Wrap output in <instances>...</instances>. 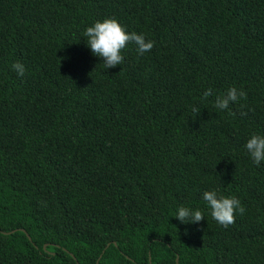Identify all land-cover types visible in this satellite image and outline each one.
I'll list each match as a JSON object with an SVG mask.
<instances>
[{"label":"trees","instance_id":"obj_1","mask_svg":"<svg viewBox=\"0 0 264 264\" xmlns=\"http://www.w3.org/2000/svg\"><path fill=\"white\" fill-rule=\"evenodd\" d=\"M104 18L153 47L105 69L82 37ZM230 86L246 95L215 108ZM252 132L264 0H0V264H264ZM207 189L244 213L218 224ZM178 204L205 219L170 217Z\"/></svg>","mask_w":264,"mask_h":264},{"label":"clouds","instance_id":"obj_2","mask_svg":"<svg viewBox=\"0 0 264 264\" xmlns=\"http://www.w3.org/2000/svg\"><path fill=\"white\" fill-rule=\"evenodd\" d=\"M82 37L86 38L85 44L91 53L102 58L105 69L121 65L124 59L122 49L129 42L135 44L137 55H143L153 47L152 40L146 39L142 33L127 31L115 18H104L92 22L84 28ZM12 68L18 75H23L25 71L24 65L19 62H14ZM211 94L212 90L208 88L203 91L202 97L207 98ZM245 95L246 93L242 89L230 86L224 94L215 97L214 107L225 110L230 103ZM192 112H197L196 105L192 106ZM243 148L252 163L260 166L261 162H264V133H250ZM201 199L205 202L211 218L223 226L233 222L234 213L243 214L245 211L237 197L218 195L215 189L204 190L201 193ZM170 217H176L182 223H198L205 219L199 208L183 204H178L174 215Z\"/></svg>","mask_w":264,"mask_h":264},{"label":"water","instance_id":"obj_3","mask_svg":"<svg viewBox=\"0 0 264 264\" xmlns=\"http://www.w3.org/2000/svg\"><path fill=\"white\" fill-rule=\"evenodd\" d=\"M21 230H23V229H21ZM26 235L28 236V234L26 233ZM77 264H79V263H77Z\"/></svg>","mask_w":264,"mask_h":264}]
</instances>
